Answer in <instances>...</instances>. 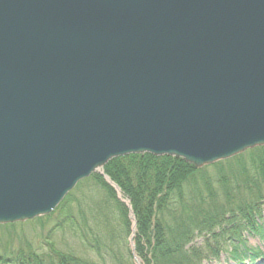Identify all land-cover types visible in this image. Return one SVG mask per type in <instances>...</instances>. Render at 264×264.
<instances>
[{"label": "water", "instance_id": "95a60500", "mask_svg": "<svg viewBox=\"0 0 264 264\" xmlns=\"http://www.w3.org/2000/svg\"><path fill=\"white\" fill-rule=\"evenodd\" d=\"M264 145V0H0V223L130 153ZM139 263V260L137 262Z\"/></svg>", "mask_w": 264, "mask_h": 264}, {"label": "trees", "instance_id": "16d2710c", "mask_svg": "<svg viewBox=\"0 0 264 264\" xmlns=\"http://www.w3.org/2000/svg\"><path fill=\"white\" fill-rule=\"evenodd\" d=\"M103 171L130 200L136 219L135 253L142 264H204L220 250L238 257L249 249L244 231L264 240V146L202 167L170 155L132 153L109 160ZM88 180L89 189L102 195L81 202L74 191ZM56 211L61 218L54 227L73 229L100 263L52 249V256L3 251L0 264H107L106 255L113 264H135L127 241L128 209L102 175L93 173L78 182ZM13 226L0 228L8 231Z\"/></svg>", "mask_w": 264, "mask_h": 264}, {"label": "rangeland", "instance_id": "374dc122", "mask_svg": "<svg viewBox=\"0 0 264 264\" xmlns=\"http://www.w3.org/2000/svg\"><path fill=\"white\" fill-rule=\"evenodd\" d=\"M250 148L245 150L243 154H246ZM253 149V148H251ZM213 170V168L211 169ZM251 179V178H250ZM255 179V177H254ZM92 184V180L83 181L74 195L82 202L86 196H90L93 200H98L99 192L89 189V185ZM59 211H55L50 218L36 220L31 219L28 221L17 223L14 228L10 229V233L0 229V252L15 253L19 250L23 254L29 256L31 252L41 253L44 256H52L53 250L58 249L65 252L75 253L84 258H88L92 261L100 263L102 259L98 255L90 250H87L85 246L79 241L77 235L73 229L69 226H65L63 229L54 227L55 222L61 218ZM260 223L263 226L264 233V205L262 218ZM245 236V243L249 246H254L261 242V238L258 234H249L247 231L243 232ZM53 249V250H52ZM105 260L107 264H113V261L106 255ZM260 259L253 260L254 264ZM204 264H233L229 260L228 252L220 250L216 257L209 259Z\"/></svg>", "mask_w": 264, "mask_h": 264}]
</instances>
